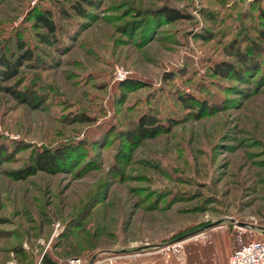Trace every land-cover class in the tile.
<instances>
[{
	"label": "rangeland",
	"instance_id": "obj_1",
	"mask_svg": "<svg viewBox=\"0 0 264 264\" xmlns=\"http://www.w3.org/2000/svg\"><path fill=\"white\" fill-rule=\"evenodd\" d=\"M31 1L0 0V59L14 62L17 40L33 53L10 80L0 64V264H216L235 235L259 239L264 57L242 82L210 69L235 63L228 46L254 37L263 0H95L80 21L58 16L69 0ZM44 12L52 33L32 25ZM181 95L214 111L195 119ZM143 115L161 129L126 140ZM63 146L64 169L8 176ZM197 246L212 255L192 259Z\"/></svg>",
	"mask_w": 264,
	"mask_h": 264
},
{
	"label": "trees",
	"instance_id": "obj_2",
	"mask_svg": "<svg viewBox=\"0 0 264 264\" xmlns=\"http://www.w3.org/2000/svg\"><path fill=\"white\" fill-rule=\"evenodd\" d=\"M94 1L95 0H69L66 2V6L58 7L57 14L58 16L60 14L65 20L77 17L80 21L81 19L89 17V9H92L96 5ZM256 13L259 27L255 29L254 37L244 39L242 41L243 47L241 48H239V46L237 47V45L228 46L230 49L228 56L233 58L235 63L224 61L216 63L210 69L212 76L223 79L230 78L237 82H242L243 78L248 76L247 74H255L259 72L260 60L264 57V0L262 1L261 6L256 9ZM158 14L161 18L167 20V23L181 18V15L178 12L169 9H161L153 15L155 16ZM32 25L35 28L40 27L45 29L49 33H52L55 30V23L48 12L35 15ZM17 41V48L20 52L17 54L18 56L14 59V62L11 64L9 61L0 59L1 66L6 67L5 71L2 73L5 80H10L14 77V68L20 66L19 64L21 62L33 60V53L31 50L26 47L22 41ZM126 84H128L127 81H123L120 82L119 86L121 88L126 86ZM2 90L13 98L20 101L24 100L25 102H28V104L30 103V99L33 98L34 100L35 98L34 92L28 90L18 92L10 87H4ZM178 101L186 106L184 109L196 110L193 115L195 119L200 118L201 114L205 113L203 111H208V113L214 111L213 106L207 105L205 101H199L190 95H181L178 97ZM160 129L161 125L158 123V120L143 115L137 120L135 127L131 131H127L124 135L128 141L132 142L134 139L141 141L154 138ZM78 147L79 146L71 145V150L73 151ZM65 150L67 149L63 146L52 150L37 151L33 154L30 164L17 171L8 173V176L13 180L22 181L27 177L35 175L37 172L49 174L56 173L58 170L66 167ZM0 151H7V147L0 145Z\"/></svg>",
	"mask_w": 264,
	"mask_h": 264
},
{
	"label": "built area",
	"instance_id": "obj_3",
	"mask_svg": "<svg viewBox=\"0 0 264 264\" xmlns=\"http://www.w3.org/2000/svg\"><path fill=\"white\" fill-rule=\"evenodd\" d=\"M35 0L31 1L33 5ZM127 77V71L122 67H115L113 80L121 81ZM65 264H83L80 258H71ZM108 264H112L111 262ZM223 264H264V232L259 239L244 238L235 235L230 253Z\"/></svg>",
	"mask_w": 264,
	"mask_h": 264
},
{
	"label": "crops",
	"instance_id": "obj_4",
	"mask_svg": "<svg viewBox=\"0 0 264 264\" xmlns=\"http://www.w3.org/2000/svg\"><path fill=\"white\" fill-rule=\"evenodd\" d=\"M213 246V245H212ZM230 250H231V247L229 248V252L225 255V251L223 252V254H222V257H221V259L220 260H217L215 263L216 264H223L224 262H225V260H226V258H227V256H228V254L230 253ZM200 251H202V252H204L205 253V257L206 256H211L212 255V251H213V248L212 247H208L207 246V248L205 249V250H203V249H198V246H197V248L195 249V255L193 254V256H191V258L193 259L194 258V256H197L198 255V253H200ZM198 252V253H197ZM201 252V253H202ZM198 258H199V256H197ZM212 256H211V261L208 263V264H212L211 262H212ZM206 263L208 262L207 260L205 261ZM193 264H195V263H193Z\"/></svg>",
	"mask_w": 264,
	"mask_h": 264
}]
</instances>
